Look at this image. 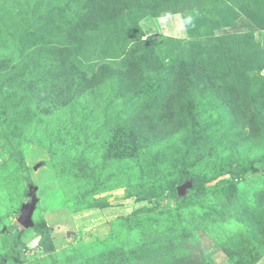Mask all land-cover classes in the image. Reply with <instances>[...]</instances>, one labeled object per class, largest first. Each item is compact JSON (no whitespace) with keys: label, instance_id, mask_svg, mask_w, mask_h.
<instances>
[{"label":"rangeland","instance_id":"obj_1","mask_svg":"<svg viewBox=\"0 0 264 264\" xmlns=\"http://www.w3.org/2000/svg\"><path fill=\"white\" fill-rule=\"evenodd\" d=\"M135 44V91L115 76L83 91L65 68L124 69ZM0 60V264H264V0H0ZM185 61L224 94L157 73ZM173 111L185 122L171 137L139 131L141 115Z\"/></svg>","mask_w":264,"mask_h":264},{"label":"trees","instance_id":"obj_2","mask_svg":"<svg viewBox=\"0 0 264 264\" xmlns=\"http://www.w3.org/2000/svg\"><path fill=\"white\" fill-rule=\"evenodd\" d=\"M147 1V0H146ZM205 2L209 0H203ZM158 11L163 12L162 14H169L168 11H163V8H161L158 5H146L144 7V12L147 14H153V15H158ZM180 10L175 9L173 12H177ZM166 12V13H165ZM161 14V13H160ZM186 19V18H185ZM84 24L82 25V28H86V26L89 24L87 22H83ZM236 37V36H235ZM240 37V36H239ZM239 37H237L239 39ZM234 37H225V39H230ZM146 43V42H145ZM241 50L244 53L246 47L241 46ZM251 49H254L256 51V54H254V60L262 61L263 62V56H262V51L259 45H255L251 47ZM140 48L138 47V44H135L128 52V56L126 59V67L124 69L122 68H114L108 64H101L98 67V70L92 75L89 76L86 72L80 70L78 67L72 63V61H68L67 64L65 65V68L69 70L70 75H72L73 80L77 79L79 80L82 88L87 90L88 88L92 89L100 85L105 81V77H112L115 76L116 79L118 80V83L120 85L121 91L122 92H129V91H135L139 86H141V82L143 81V70H144V60L147 59V56L145 55H138ZM246 52V51H245ZM246 54V53H244ZM27 55H24L23 57H26ZM259 58V59H257ZM1 62V60H0ZM7 62V61H6ZM252 62V61H250ZM190 63V61H185L183 63L178 62L174 67V71H172L173 67L168 65V67L162 66V69H157V73L162 74L165 71L169 70L170 74H173L176 76L177 81L183 82V84L188 87L192 86L194 89H196L199 94H204V92H214L217 96H221L224 94V91L219 90L218 86L214 82V80H209L207 81L205 77L201 74L200 71L194 72V70H190V68L187 70L185 68H180L179 66H184V64ZM5 65V63H1L0 65ZM17 64H22L21 62ZM17 64L15 66H17ZM257 64V63H254ZM8 64L6 63V69H9L10 71L14 70V66L7 68ZM147 66V65H146ZM149 67V66H148ZM171 67V68H169ZM252 67L256 68L255 66L252 65ZM150 68V67H149ZM151 69H153V66H151ZM83 89V91H84ZM226 101H223L221 104H223ZM159 106V105H157ZM180 106V105H179ZM192 106V105H191ZM181 110L186 112V107L185 106H180ZM252 109H250V112ZM193 110L190 112V116L192 115ZM185 119L181 118L178 113L173 111V116L171 118L166 119L165 121H159L157 119H151L148 117V115H141L139 119V131L143 134L150 135L152 137H156L158 139H166L174 135L176 130L182 129V125L184 124ZM11 149L13 153L17 156L18 160L20 161V164L22 168L26 172V180L28 183L32 184V176H31V168L26 164L21 152L16 149L15 147L11 146ZM262 162V163H259ZM256 163L259 164H264V161H257ZM255 163L253 162H248L246 165V169L249 170L253 168ZM195 191V189H191L189 192L190 194ZM178 192L176 187H169L160 194L157 195V198H168V199H176L178 197ZM152 197L150 200L152 201ZM17 232H20L22 230V227L18 226L17 227ZM15 248V247H13ZM5 259L9 260V255H4ZM193 257H188V258H178V259H173L172 257H168V254H163L157 256L156 260H154L153 264H196L193 262ZM203 263L205 262L204 260L202 261Z\"/></svg>","mask_w":264,"mask_h":264},{"label":"water","instance_id":"obj_3","mask_svg":"<svg viewBox=\"0 0 264 264\" xmlns=\"http://www.w3.org/2000/svg\"><path fill=\"white\" fill-rule=\"evenodd\" d=\"M189 186H191L190 182L177 187L178 194L180 195L184 194ZM35 200H36V197H34V200L30 203L28 207L23 208L22 214L19 217V223L24 227H30L33 225L31 216H32L33 209H34Z\"/></svg>","mask_w":264,"mask_h":264},{"label":"crops","instance_id":"obj_4","mask_svg":"<svg viewBox=\"0 0 264 264\" xmlns=\"http://www.w3.org/2000/svg\"><path fill=\"white\" fill-rule=\"evenodd\" d=\"M168 20L169 26L165 23ZM164 24L168 26V32L171 31L172 33L180 34L183 32V23L181 18L178 15H174L170 17V19L164 20Z\"/></svg>","mask_w":264,"mask_h":264}]
</instances>
